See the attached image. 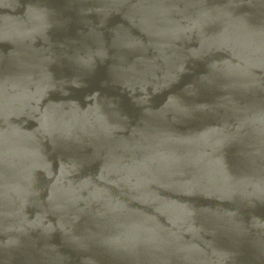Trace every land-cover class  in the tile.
<instances>
[{
  "label": "water",
  "instance_id": "water-1",
  "mask_svg": "<svg viewBox=\"0 0 264 264\" xmlns=\"http://www.w3.org/2000/svg\"><path fill=\"white\" fill-rule=\"evenodd\" d=\"M0 264H264V0H0Z\"/></svg>",
  "mask_w": 264,
  "mask_h": 264
}]
</instances>
